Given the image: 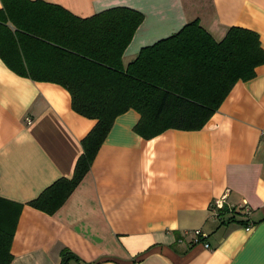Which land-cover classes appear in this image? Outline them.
<instances>
[{
	"label": "crops",
	"instance_id": "0c3cea01",
	"mask_svg": "<svg viewBox=\"0 0 264 264\" xmlns=\"http://www.w3.org/2000/svg\"><path fill=\"white\" fill-rule=\"evenodd\" d=\"M40 1L80 18L113 7L141 12L123 67L192 20L216 42L232 26L253 30L264 50V0ZM46 69L59 71L56 55ZM139 117L118 115L67 200L42 212L27 202L73 175L96 120L73 111L63 86L19 76L0 59V197L21 205L10 264H58L62 248L79 258L69 264H264V64L199 130L146 139L133 129ZM222 198L224 212L212 218ZM243 204L247 215L228 212Z\"/></svg>",
	"mask_w": 264,
	"mask_h": 264
},
{
	"label": "trees",
	"instance_id": "16d2710c",
	"mask_svg": "<svg viewBox=\"0 0 264 264\" xmlns=\"http://www.w3.org/2000/svg\"><path fill=\"white\" fill-rule=\"evenodd\" d=\"M0 59L15 74L63 86L73 111L96 120L81 140L82 154L73 175L61 177L27 202L55 213L74 191L115 118L129 109L140 115L134 131L143 138L167 129L199 130L233 85L255 76L264 64L259 35L232 26L216 42L198 20L152 45L140 48L122 65V54L143 14L113 7L80 18L40 0H0ZM55 55L60 69L55 72ZM44 69V70H41ZM0 197V264H10L11 242L20 211ZM235 213H233L234 215ZM228 222L245 224L234 216ZM58 264L79 258L62 248Z\"/></svg>",
	"mask_w": 264,
	"mask_h": 264
},
{
	"label": "built area",
	"instance_id": "2783aa9c",
	"mask_svg": "<svg viewBox=\"0 0 264 264\" xmlns=\"http://www.w3.org/2000/svg\"><path fill=\"white\" fill-rule=\"evenodd\" d=\"M27 121H29L27 119ZM261 136L264 137V128L261 129ZM224 199H220V200H217L213 206L210 208V213H211V217L212 218H220L222 213L224 212ZM228 212L229 213H238L239 214H243V215H247L249 213L247 207L245 204H243L242 206H240L237 210L236 209H228ZM193 240L194 242H197L199 240V236H202V233L199 231V230H194L193 231ZM207 246V245H206Z\"/></svg>",
	"mask_w": 264,
	"mask_h": 264
}]
</instances>
